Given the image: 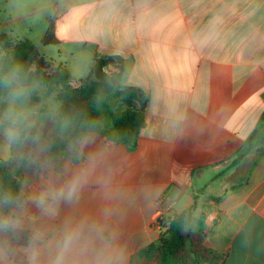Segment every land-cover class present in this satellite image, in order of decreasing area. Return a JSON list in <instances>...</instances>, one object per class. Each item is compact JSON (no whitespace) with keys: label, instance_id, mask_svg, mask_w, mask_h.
I'll return each instance as SVG.
<instances>
[{"label":"crops","instance_id":"crops-1","mask_svg":"<svg viewBox=\"0 0 264 264\" xmlns=\"http://www.w3.org/2000/svg\"><path fill=\"white\" fill-rule=\"evenodd\" d=\"M53 2L55 14L61 11L57 30V21L81 0ZM155 3L167 17L161 31L137 37L118 56L125 60L122 85L132 69H148L146 86L135 87L149 98L138 148L130 153L119 145L130 183L140 192L122 226L128 264H137L158 246L160 234L152 222L159 212L164 220H173L189 208V229L220 256L202 264H264V48L238 43L250 23L264 30V0ZM221 8L228 18L222 43L203 50L185 47L184 37ZM59 40L57 46H74V58L82 48L93 64L94 59L116 57L111 45L102 49ZM157 86L161 96L154 105ZM171 100L179 102V134L171 128Z\"/></svg>","mask_w":264,"mask_h":264},{"label":"clouds","instance_id":"clouds-1","mask_svg":"<svg viewBox=\"0 0 264 264\" xmlns=\"http://www.w3.org/2000/svg\"><path fill=\"white\" fill-rule=\"evenodd\" d=\"M166 18L155 0H81L57 21L56 35L111 45V55L122 56L137 37L161 31ZM227 24L221 8L184 37L185 47H218ZM238 43L264 48V30L250 23ZM147 76L141 66L122 83L144 87ZM48 87L34 64L0 55V264H128L122 226L140 192L124 155L86 113L43 103ZM160 96L157 86L154 105ZM178 103L167 105L175 134Z\"/></svg>","mask_w":264,"mask_h":264},{"label":"trees","instance_id":"trees-1","mask_svg":"<svg viewBox=\"0 0 264 264\" xmlns=\"http://www.w3.org/2000/svg\"><path fill=\"white\" fill-rule=\"evenodd\" d=\"M56 20V16L49 20L42 44L60 45L56 36ZM0 55L20 59L25 65L34 64L45 83H59L70 94L72 100L64 105L65 111L86 113L102 126V136L114 138L130 153L137 150L146 125L149 98L135 87L120 84L119 77L126 72L122 57L94 59L88 78L77 80L62 66L51 69L54 65L32 45L19 42L13 46L11 39L4 34L0 35ZM109 66L117 69V79L108 74ZM191 221V208L173 220H166L158 246L145 252L137 264H202L218 260L220 256L211 253L203 245L202 237L189 229Z\"/></svg>","mask_w":264,"mask_h":264},{"label":"rangeland","instance_id":"rangeland-1","mask_svg":"<svg viewBox=\"0 0 264 264\" xmlns=\"http://www.w3.org/2000/svg\"><path fill=\"white\" fill-rule=\"evenodd\" d=\"M53 1L12 0L10 6L9 0H0V34L8 35L13 46L19 42H24L35 47L41 55L48 58V61L54 65L51 66V69L62 66L73 79L85 80L88 78L89 70L93 67V58L87 52L79 48L80 51L74 58L75 52L72 45L60 47L42 44L49 20L61 12L59 10L55 14L53 7H51ZM36 10L40 11L36 12ZM107 72L117 79L118 71H114L113 66H109ZM46 84L49 87L43 96V103H59L64 107L67 102L72 100L63 85L55 82Z\"/></svg>","mask_w":264,"mask_h":264},{"label":"built area","instance_id":"built-area-1","mask_svg":"<svg viewBox=\"0 0 264 264\" xmlns=\"http://www.w3.org/2000/svg\"><path fill=\"white\" fill-rule=\"evenodd\" d=\"M114 71H117V69L114 68ZM162 216L163 215L159 212L152 222V227L157 230L159 234L163 233L164 231V219Z\"/></svg>","mask_w":264,"mask_h":264},{"label":"water","instance_id":"water-1","mask_svg":"<svg viewBox=\"0 0 264 264\" xmlns=\"http://www.w3.org/2000/svg\"><path fill=\"white\" fill-rule=\"evenodd\" d=\"M141 97V95H139Z\"/></svg>","mask_w":264,"mask_h":264}]
</instances>
